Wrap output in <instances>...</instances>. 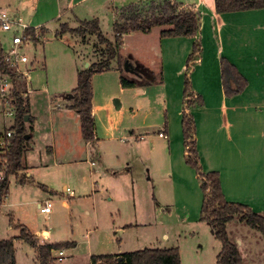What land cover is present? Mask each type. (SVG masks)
<instances>
[{"label": "rangeland", "instance_id": "374dc122", "mask_svg": "<svg viewBox=\"0 0 264 264\" xmlns=\"http://www.w3.org/2000/svg\"><path fill=\"white\" fill-rule=\"evenodd\" d=\"M67 4L68 0H61L60 7L65 9ZM110 4L108 0L102 6L95 5V9L99 13L104 35L114 41L113 24L116 18L113 10L109 11ZM57 7L56 0H0V9L8 11L13 17H22L32 28L44 30L42 34L40 32L36 45L30 36L20 47L29 61L20 62V70L11 67L19 76V86L24 94L29 89L31 102L38 100L36 106L32 105L31 112L36 118L33 116L34 121L26 119L27 128L35 124L36 129L42 131L36 134L35 139L32 136L25 159L27 168L19 174L10 175L9 193L0 204V239L15 238L17 264H39L34 247L17 237L20 224L28 225L41 243H75L65 248V258L56 264H92L94 254H122L146 247L166 246H177L181 250L182 264H217L222 243L202 219L204 193L197 168L186 164L182 154L175 162H169L158 151L148 148H160L163 141L159 140L157 133L161 127L158 126L159 116L163 118L160 114V109H164L163 88L161 85L153 86L149 80H158L168 63L169 45L161 36V26L154 27L151 32L125 34L123 46L118 56L110 60V67L93 77L94 92L95 89L109 90L125 99L127 104L143 103L142 108L150 110L148 121L152 126L136 130L138 133L146 132V138L133 142L126 138L124 141L117 139L103 143L98 149L101 159L92 157L96 160L92 175L88 163L79 161L80 157L66 158L61 153L54 156L53 151L46 150V144L53 145L55 149L62 144L57 127L64 125L67 119L68 112L62 105L70 102L68 95L78 85V68H87L89 60L97 61L103 55L101 49L105 48L95 35L85 44L80 38L62 31V23L74 12L70 10L59 19L55 14ZM17 29L16 26L12 30L0 28V43L5 51L11 50L16 34L24 33L21 28ZM96 48L100 50L95 53ZM196 58L205 59L203 50L194 56ZM209 61L212 62V58ZM126 62H130L137 73L128 71ZM172 62L173 65L177 63L176 60ZM121 75L141 81L139 86L144 85L148 92L134 95V89H139L136 87L122 93ZM170 79L167 94L172 97L177 95L179 79L173 73ZM2 83L8 91L12 89L10 78L0 76V134L5 133L16 120L15 105L3 101ZM11 95L12 92H9L8 98L11 99ZM158 100H161L160 104H154ZM51 105L57 110L62 106L60 112H54V125L49 117ZM143 115L139 116L140 121L144 119ZM48 119L56 127L50 129V133L47 132ZM40 124L41 129L38 128ZM254 143L261 145L259 155L263 161L264 138L256 137ZM131 148L148 156V162L136 161L133 156L126 158ZM228 148L234 149L232 145ZM203 170L209 171L206 168ZM24 174L26 180L21 183L20 178ZM234 189L238 199L231 200L246 203L252 208L255 206V212H258L259 206L264 209L262 197L254 194L252 189L245 186ZM247 197L252 201L245 202ZM48 199L54 203L52 211L41 212L40 204ZM63 200L68 204L64 205ZM227 230L242 253V264H264L262 231L247 224L240 215L227 225ZM54 254L58 256L57 252Z\"/></svg>", "mask_w": 264, "mask_h": 264}, {"label": "crops", "instance_id": "0c3cea01", "mask_svg": "<svg viewBox=\"0 0 264 264\" xmlns=\"http://www.w3.org/2000/svg\"><path fill=\"white\" fill-rule=\"evenodd\" d=\"M90 1L68 0L69 4H67L65 9H62L60 7L61 0H56L59 6L55 13L57 18H63L70 10L74 12L73 16L71 15L67 21L62 23V31L80 38L81 42L85 44L88 43L92 35L96 37L97 35L92 30L81 34L71 29L80 25L83 20L99 19L100 17L97 15L99 13L95 9V5L99 4L102 6L108 0H97L96 3L93 0L91 3ZM109 1L111 3L108 5L109 11L113 10L114 13L112 10L111 12L115 19L117 9L139 0ZM176 1L184 6H192L200 13L201 28L192 39H189L190 36L183 35L163 37L167 45H169L167 46L166 56V62L168 63L164 67V71L160 72L161 75L159 74L158 80L153 82V86L161 85L163 88L164 109H160V114H162L163 118H161V115L159 116L158 126L161 125V127L157 129L159 140L162 139L163 141L160 148H154V146H148V148L151 151H158L169 162H175L181 154L185 156L186 147L184 145L182 111L186 106L184 100L185 78L186 76L192 77V92L198 98L197 102H195L196 104L187 109V111L195 119V138L199 149L200 164L209 171L217 170L219 172L225 197L229 201H233L230 198L238 199L234 188L245 186L252 189L254 194L262 197L264 205V158L261 161L259 155L261 145L254 143L256 137L264 138V8L229 11L220 14L215 9V0ZM73 22L77 24L74 25L75 23L72 24ZM33 29L37 31L36 34L44 32L43 29V31L34 27ZM195 40L198 43L200 42L198 54H201V50H203L205 59L196 58L188 67L189 62L187 60L192 53ZM99 50L96 48L94 52ZM101 50H106V47ZM206 52L209 55L207 54L206 56ZM224 56L235 64L243 77L248 80L240 93L234 95H226L225 93L223 78H221V59ZM211 58L212 62L209 61ZM105 59L106 55L104 54L98 57L97 61L92 62L89 60L85 69H88L92 63H100ZM175 60L177 63L173 65L172 61ZM196 63H198V66H196ZM166 67H168L167 72L165 71ZM85 69L78 68V73ZM172 73L174 77L179 79V83L176 91L177 95H172L171 97L168 96L167 92L171 83L170 74ZM96 76L97 74L94 77ZM136 87L139 89H134V95L139 96L148 92L144 85ZM136 87H123L121 84V91L124 93L126 89ZM174 87L175 83L173 84ZM35 91L34 93L36 94L39 89ZM26 93L30 100L31 93L29 89H27ZM93 98V115H95L96 121L95 133L97 134V139L94 143L84 140L81 133V117L76 109L68 107L71 104L68 101L62 105L68 112L65 124H61V127L58 125L59 128L57 127L61 134L62 144L57 148L58 150L53 145L46 144V150L53 151L54 156L61 153L66 158L80 157L81 160L79 161H86L91 175L95 169L94 165L96 162L92 157L96 156L95 158H98V160L101 159L102 156L98 149L103 143L117 139L124 141L126 138L127 140H132V142L143 140L146 138V132L139 131L138 133L136 130L152 126L151 122L148 121L150 110L148 108H146L147 110L143 109V103L127 104L125 99L109 90L105 91L102 89H95ZM37 102V99H34L33 103L30 100L31 112L32 105L36 106ZM160 102L161 100L154 104L159 105ZM62 106H59L58 110L57 108L53 109L52 105L50 106L49 117H51L53 125L55 120L54 112H60ZM164 111L165 113H163ZM143 113L144 119L140 121L138 118ZM31 116L33 117L34 115L31 113ZM52 123L48 119L47 132L49 133L50 129L54 130L56 128L55 126L53 127ZM38 128L41 129V124ZM40 131L42 129L38 131L34 124L32 132L34 139L37 133L40 134ZM127 131H129L128 134L126 133ZM160 132H165L167 137L161 136ZM229 145H232L234 149L228 148ZM128 154L130 155H127L128 157L126 158H132L133 156V159L142 163L148 162L149 159L147 158L148 156L138 150L134 152L133 148L128 149ZM29 176L32 177L31 172H29ZM244 201L250 202L252 200L247 197ZM62 202L64 205L68 204L66 200ZM44 203H41L40 206ZM258 208V213L261 212L260 214L264 215V209H261L260 206ZM252 209L255 211L257 208L253 206ZM240 242L243 243V240Z\"/></svg>", "mask_w": 264, "mask_h": 264}, {"label": "trees", "instance_id": "16d2710c", "mask_svg": "<svg viewBox=\"0 0 264 264\" xmlns=\"http://www.w3.org/2000/svg\"><path fill=\"white\" fill-rule=\"evenodd\" d=\"M264 8V0H215V9L220 14L229 11H242L248 9ZM116 19L113 24L115 40L112 41L104 35L98 18L83 20L80 25L72 30L85 34L92 30L98 37L100 43L104 44L107 52L106 59L100 63H92L85 70L78 73V85L68 95L71 104L70 109H76L81 117V133L86 142H95L97 139L94 108V84L93 77L97 73L106 71L110 67V60L117 57L124 42V36L130 32H151L154 27L161 26L162 37L195 36L200 30V13L192 6H184L176 0H150L132 2L116 10ZM27 35L38 39L36 30L28 28ZM192 53L188 57L189 64L194 56L200 51L197 40L193 43ZM5 49L0 43V70L6 73L12 80L11 101L16 107V120L5 131L0 134V204L6 199L10 190V175L19 174L27 168L26 154L30 149L33 127L26 125L28 120L34 121L31 116L30 100L20 89L19 76L4 60ZM223 85L226 95H234L243 91L248 80L239 72L235 64L227 58L221 59ZM187 67V69H188ZM136 72V71H135ZM137 73V72H136ZM161 75V74H160ZM184 96L185 108L182 111V127L185 138L186 163L197 168L198 177L202 181L204 201L201 208L202 219L206 221L215 236L222 243V250L217 255V264H242L243 257L237 243L231 238L227 225L240 215L241 219L252 227L257 228L264 234V215L255 212L248 204L229 201L224 194L220 174L217 170L204 171L199 159V149L195 138V120L193 115L187 111L197 102L192 92L191 80L186 76ZM123 87H136L140 85L139 80L130 79L125 75L120 76ZM151 83L156 79H149ZM11 131L12 136L7 132ZM26 134H30L27 139ZM6 140V146H1V141ZM26 175H22L20 182L24 183ZM20 233L17 236L31 244L37 254L39 264H56L55 252L60 249L75 245L74 242H43L25 224L18 226ZM0 264H17L15 238L0 239ZM92 264H182L181 250L176 246L171 247H146L141 250H132L122 254H94Z\"/></svg>", "mask_w": 264, "mask_h": 264}, {"label": "built area", "instance_id": "2783aa9c", "mask_svg": "<svg viewBox=\"0 0 264 264\" xmlns=\"http://www.w3.org/2000/svg\"><path fill=\"white\" fill-rule=\"evenodd\" d=\"M16 26L18 27L17 31L20 30V28L23 30V34H16L13 38L12 41V48L10 51H5L4 53V60L6 63L9 64L10 67H17L18 70H20V62H28L29 61V57L26 54H22L20 51V47L21 45L24 43V41H26L30 35H27V33L25 32L29 27V25L27 23H25L21 17H13L12 15H10L8 13V11L4 10V9H0V28L4 29V30H12L13 27ZM38 36L41 37L40 33H37ZM36 34V35H37ZM98 43V42H97ZM107 49L106 50H102L103 55L106 54ZM24 73V71H23ZM7 75L6 73H2V71L0 70V76H4ZM25 75V74H24ZM9 77V75H7ZM26 77V75H25ZM10 78V77H9ZM27 79V77H26ZM11 80V78H10ZM4 81V80H2ZM12 83V80H11ZM12 87H13V83H12ZM11 90H7L6 86L4 83H2V87H1V93H2V97H3V101H6L8 104H12V101L10 98H8L9 92H11ZM11 113V111H10ZM11 131L7 132L8 136H12L11 135ZM161 136H165L167 137V134L165 132H160ZM7 142L6 140H2L1 141V146H6ZM0 180H2V174L0 173ZM71 194H74V191L71 190L70 188L67 189ZM54 203L51 200H47L45 201L44 204H42L40 206L41 208V212H45V213H50L52 211ZM58 256L56 255L57 259L56 262L63 260L65 258V249H60L59 251H57Z\"/></svg>", "mask_w": 264, "mask_h": 264}, {"label": "water", "instance_id": "95a60500", "mask_svg": "<svg viewBox=\"0 0 264 264\" xmlns=\"http://www.w3.org/2000/svg\"><path fill=\"white\" fill-rule=\"evenodd\" d=\"M126 69L128 71L135 72V69L130 62H126ZM28 118L29 117L26 115V119H28ZM29 137H30V134H26V138L28 139Z\"/></svg>", "mask_w": 264, "mask_h": 264}]
</instances>
